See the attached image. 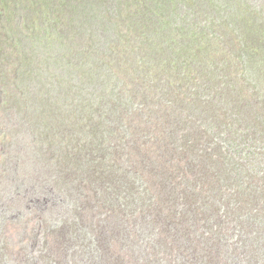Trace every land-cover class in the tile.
<instances>
[{
  "label": "trees",
  "instance_id": "1",
  "mask_svg": "<svg viewBox=\"0 0 264 264\" xmlns=\"http://www.w3.org/2000/svg\"><path fill=\"white\" fill-rule=\"evenodd\" d=\"M2 209L0 264H264V0H0Z\"/></svg>",
  "mask_w": 264,
  "mask_h": 264
},
{
  "label": "rangeland",
  "instance_id": "2",
  "mask_svg": "<svg viewBox=\"0 0 264 264\" xmlns=\"http://www.w3.org/2000/svg\"><path fill=\"white\" fill-rule=\"evenodd\" d=\"M20 191L21 194H26L27 198L22 199L19 196H16V192ZM6 201L9 202L10 200H12L14 203H17L20 207L9 211L8 216H12L13 214H17L19 211H23L24 208L29 209L32 213L35 214V210L39 209V210H43L45 207V202L43 199H38V195L36 192H34L31 188H29L27 185L18 187L17 184H13V186L10 188L8 195L6 196ZM22 200L21 203H19V200ZM58 201V199H57ZM3 209L0 211V214L2 213ZM63 212L62 209H60V212L57 214L58 216L60 215V213ZM42 214H44V212H41ZM96 213L91 212L89 215V219L87 221L84 222V231H86V235L88 237H90L89 241L92 242V244L90 245V247L92 248V250L98 255V242L96 240H94V236H103V226L97 222L95 219L96 218ZM95 215V216H94ZM56 216V217H58ZM254 220L258 221V218L253 217ZM93 220V221H92ZM29 223V222H28ZM91 223V225L94 227L92 230L91 227H89V224ZM64 225H66V223H64ZM79 225V224H78ZM29 230V226L28 229ZM80 232V231H79ZM83 234V232H80ZM125 236V235H124ZM123 236V237H124ZM26 238H27V242L29 243V246L27 248L24 249L23 251V257H24V262L22 264H48L47 260L44 258V262H37L35 261V257L33 258V255L36 254V252L33 250L34 245L36 244L35 240H39L41 241V237L38 234L37 237L35 236H31V233L26 232ZM160 239L158 237H155V235L151 234L150 230L145 231L144 236L142 237L141 242L148 244L150 246H153L155 249L160 248ZM137 242V239L135 240L134 243ZM100 246L102 248H105L103 243H100ZM248 246L246 247H241L239 248V250L237 252H235V257L231 260L230 264H254L252 258H250L249 254L246 253L245 251L247 250ZM109 252H111L110 248L107 249ZM147 252V250L145 251ZM144 252V253H145ZM81 253V251H80ZM113 253V252H112ZM118 255V254H117ZM150 256V255H148ZM113 257L116 259V254L113 253ZM136 257V256H134ZM152 257V256H150ZM92 258L94 259V256L92 255ZM119 258V255H118ZM123 258V257H121ZM121 258L120 261L121 263L119 264H140V262L136 261V259H133L130 263V261L128 263H125ZM101 260V262H100ZM78 261H80V257L76 256L75 258H71L70 260V264H90L89 260L87 259V257H85L84 260H82L81 262L78 263ZM165 261V259L163 260V262ZM190 258L189 256H186V264H189ZM13 264V263H11ZM93 264H106L105 261H102V259L100 258L99 260H95Z\"/></svg>",
  "mask_w": 264,
  "mask_h": 264
}]
</instances>
